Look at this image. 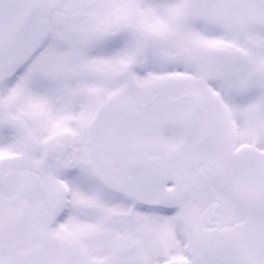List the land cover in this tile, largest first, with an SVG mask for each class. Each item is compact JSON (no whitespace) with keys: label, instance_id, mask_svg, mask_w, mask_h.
<instances>
[{"label":"snow or ice","instance_id":"obj_1","mask_svg":"<svg viewBox=\"0 0 264 264\" xmlns=\"http://www.w3.org/2000/svg\"><path fill=\"white\" fill-rule=\"evenodd\" d=\"M0 264H264V0H0Z\"/></svg>","mask_w":264,"mask_h":264}]
</instances>
